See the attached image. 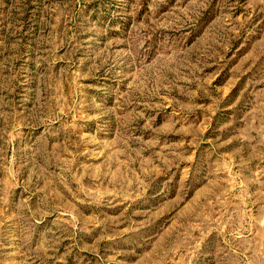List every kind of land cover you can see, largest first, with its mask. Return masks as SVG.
Masks as SVG:
<instances>
[{
  "label": "rangeland",
  "instance_id": "1",
  "mask_svg": "<svg viewBox=\"0 0 264 264\" xmlns=\"http://www.w3.org/2000/svg\"><path fill=\"white\" fill-rule=\"evenodd\" d=\"M0 264H264V0H0Z\"/></svg>",
  "mask_w": 264,
  "mask_h": 264
}]
</instances>
